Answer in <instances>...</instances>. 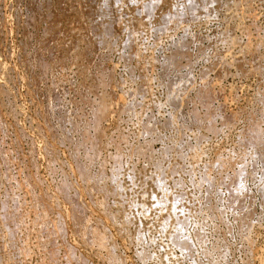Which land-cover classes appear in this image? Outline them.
Listing matches in <instances>:
<instances>
[{
    "label": "rangeland",
    "instance_id": "rangeland-1",
    "mask_svg": "<svg viewBox=\"0 0 264 264\" xmlns=\"http://www.w3.org/2000/svg\"><path fill=\"white\" fill-rule=\"evenodd\" d=\"M145 1L146 0H144V2ZM173 1L174 0H172L173 7L177 6V8H180L181 6H183L182 0L181 1L175 0L176 3H175V1L174 2ZM215 1L212 2V5H210L211 7H208L211 9V11H209L208 8H207V10H208L207 12L205 10H203L206 12V14H204V12H202L204 15L200 11H198L197 12L198 15L196 14L195 17H192V21H191V17L186 15L184 12L183 13L186 16L181 15V18L179 16L180 20L185 17V19H183V21L185 20L184 22L180 21L178 19L179 24L176 25L177 20H175L176 21L175 22L172 18V20L174 22L171 20L168 24L174 25V26H172L173 28L169 27V29H168L169 31H166V32L163 31L162 32L163 34L156 31L155 28H154V30H152L154 27V22H155V25L158 23L157 18L163 14L162 12H165L166 9H168L166 4H162V2L158 3L159 5L156 4V6L154 8V11H156L157 13L152 11V12H154V14L152 13V15H153V17L151 16L152 19L150 17L151 22H152V20H153V22L150 24V22H149L150 20L149 21L146 20L149 22L148 23L149 25L147 23L144 24L145 30L142 31L143 29H141V32H140V30L137 31V33L135 32V34H136L135 39H136V37H138L140 39L137 38L138 40L136 39L137 41H135V39H133L134 36H133V38H129V37H127L126 33H122L123 31L116 32V33H114V35L115 34L117 35L116 37L114 36L115 38H113V39L108 38L104 44L95 46L93 48V54L92 53H89V54L85 53L86 56L84 54V57L80 55V57L78 56V58L76 57L77 56L76 54H72V53L77 52L78 49H81L83 47L81 44H83V43H80V40H79L78 42L80 44L78 42H77L78 44H76V46H78V47L74 46V48H72L73 43L70 44V42H74L73 39L75 37L72 36V34L74 33L72 31H74V30H72V31L70 30V32H72V34L67 32V31H69V29H68V26L66 24H68V22H71V20H72V18H71L72 16H70L68 14L67 17L65 18L68 22L66 20H64L63 24L61 26L59 25L60 28L57 27L58 25L56 26L57 28L60 29V30L58 29L59 31H58L57 35L59 38H61V37L65 38L66 35L69 34L68 36H70V34H71L72 40L70 41V39H69L67 41L66 38H65L66 40L58 39L59 40V41L57 40L58 46L60 45V47H58V46L56 47L58 49V51H55V50H57V49H55L54 50L55 54L54 53H49V54L45 53L44 54L43 60L45 59L44 61H45V63L47 62L46 64L49 63V65L52 68V69L50 68V71L51 70H53V71L47 72V74H46L47 76L45 75L46 79H44V78H43L44 80L41 79L42 81L40 80L39 81L40 83L38 82L39 84L36 87V90H34L35 88L33 89V86H31L32 84H30V82H31L30 79L32 77H34L35 79H39L37 76H35L36 74L37 75L39 74V71L37 68H35V69L30 68V66L26 63V60H27L26 57L29 54L33 55L35 53L34 47H33L34 41H35L34 39L39 38L41 40H45V38H48V37H45V31L49 28V25H51V23H49L45 17H40V18L34 19L35 23H36L35 25H31L27 22L29 19H32L35 17L34 10L31 7L32 0H0V24H1L0 25V124H1L0 125V219L5 221L6 216H7V218H9L13 214L11 219L9 218L10 221L15 220L16 215L18 217L17 220L20 219L19 216L25 220V222L22 223V224H24V226H22V224H21L19 227L20 229L17 228V230H16V233H17L16 237H17V239L20 240V241H17L16 244H17V246L19 245L22 248V252H23V250L25 251V252H23L25 255L23 253H22V255L20 254L22 260L24 259V257L27 260V261L23 260V262H25V264H33V263L34 264H69L67 261L71 258H72L71 259L72 261H74V259H77V258H79L78 260H80V259L82 260L84 258L83 261L85 264H89V263L90 264H109L108 259H107L108 257H106L107 251H105V248L102 249L101 246H97L96 244L91 245V243H88L85 240L83 241L82 239H79L81 237L78 236V234L75 231L71 221L70 220L67 221L68 219L66 218L67 216H66L65 212L67 213V215H69V212L71 211V209H69L71 203L70 204L68 203V202H70V200L68 202L63 201L61 198L60 199H59V197L57 198L56 197L57 195L56 196L54 195V197H52L54 192L55 193L56 192H63V189H61L60 186L62 184H65V183H67V184L72 183L71 192L76 191V190H77V192L80 191L79 192L80 197L77 196L78 197L77 200H78L79 204H80V202L81 203L83 202L84 205H82V206H86L88 209H91L89 211H90V213H91V211H93L92 212L93 216L94 215L99 216V217L97 216L98 218L96 216L94 218H97V219L100 218L101 221H103L105 223L108 221L110 222V223L109 222L106 223L107 224V226L105 228L106 234H107V236H109L110 241L114 243V247L112 248V250L114 252H112V253H115V255L117 254L116 256H118L120 258V260H122L121 262H123V263H121V264H160V262H161V264H166V263L167 264H260V261L257 258H254V260H253L254 262H252L250 254L252 255V253L257 250L256 256H258L259 252L262 250L261 254H262V256H264L263 255L264 254V221H263L264 220V205H263L264 199L261 198L262 195L259 192L260 191L259 186L260 187L263 186L261 183L263 181L262 180V176H263L262 173L264 174V169H263V166H264L263 162L264 161L262 162V159L260 157H259V159L258 158H252V156L250 155L251 152H249V151H251L250 146L249 145H247V146L243 145L242 146L239 137L241 136V133H242V135L247 134V131H246L247 130V124L249 127L253 124V122L255 120H256L255 123L257 122V124L259 126L261 125L259 128H262L264 126V123H262V122L260 123V120L262 121L264 118L263 117V115H264V112H263L264 111V101L262 102V99L264 100V67H263L264 66V38H263L264 37V30H263L264 29V0L263 1H261V0H253V1L250 0L249 3L251 5L247 2H245V0H236V1L234 0L236 2V4H239L241 1L245 2V3L241 2L239 5H237L238 6L237 8L233 7L235 2H232L233 3V5H232V4H230L229 0H220V1L217 0L218 2H216V3H215ZM231 1H233V0H231ZM251 1H252V3H251ZM137 2H136L137 4L142 3L141 0H140V2L139 1H137ZM180 2H182V3H180ZM226 2L227 3L229 2L230 8H229V6H228V8H226V6H225ZM128 3L130 5H133V6L137 5L135 3H131V1H129ZM174 3H175V6H174ZM178 3H180L181 6ZM242 3H243V5H242ZM213 4H214V6H213ZM244 4H245V6H244ZM239 6H240V8H239ZM241 6H244V7H241ZM52 7H54V12L59 14L60 9L58 8V4L54 0L52 1ZM161 8H163V9H161ZM204 9H206V8H204ZM159 10H160V12H159ZM212 10H213V12H212ZM225 10H226V12H225ZM246 10L247 11L249 10L248 11L249 13H247L249 16H247ZM235 11L238 14H236ZM230 13H231V16L234 13V16H232L233 19L230 16ZM156 14H158V15H156ZM239 14L242 16V18L239 17ZM122 15H123L122 13H120V15L117 14V18L119 16V20H120ZM244 15H246V16H244ZM182 16H184V17H182ZM243 16H244V18H243ZM154 17H155V19H154ZM204 17H206V19ZM195 19H197V20H195ZM202 21H203V23H202ZM241 22H242V24H241ZM225 24H226V26H225ZM68 25H70V24H68ZM151 25H153V27ZM157 25H156V28H157ZM175 25H176V28H175ZM180 25H181V27H180ZM184 25H185L186 29L184 27H182ZM177 26H178V28H177ZM227 26H230L231 29H230V27H227ZM74 27H76V26H74ZM146 28H148L149 30ZM150 28H152V29H150ZM184 29L186 30V32ZM222 30L227 33L225 35V37H224V35H222L223 34ZM148 31H149V33H148ZM185 33H186V35H185ZM229 33H230V36H228ZM140 34H142V35H140ZM196 34H197V36H196ZM159 35H161V36H159ZM184 35H185V37H183ZM187 35H189V36L187 37ZM46 36H47V34H46ZM108 36H111V35H108ZM177 36H179V37H177ZM226 36H227V38H226ZM70 37H68V38H70ZM192 37L194 40L192 39ZM198 37H199V40L201 43L199 42ZM221 37H223V38H221ZM237 37L239 38V40ZM248 37H249V39H248ZM181 38H182V40H181ZM216 39H218V40H216ZM233 39H235V40H233ZM246 39H247V41H246ZM250 39H251V41H250ZM130 40H132V41L134 40L133 42L137 43L136 44L137 48H140L139 53L142 52L141 55H138V57L134 56V55L132 56L131 54H129L131 52V50L129 49L130 48V46H129ZM152 40H153V42H152ZM179 40L180 41L185 40L187 42V43L186 42L182 43V47H184L187 50L189 49V53L188 52L187 53L190 55V57L188 58V56H185L187 59L184 56L182 57V55L181 56L180 55L175 56V52H174V54L171 53L172 51H176V48L180 47V45L176 46L180 43ZM188 40L189 41L191 40L192 43H190L191 41L189 42ZM224 40H226V42ZM63 41H65V42H63ZM176 41H177V43H176ZM209 41H210V43H209ZM220 41L221 42L223 41L224 43L223 42L221 43ZM254 41L257 43H255ZM138 42H139V44H138ZM173 42H174V44H173ZM238 42H239V44L241 43V47H239ZM245 42H246V44H245ZM250 42H251L252 46H256L255 55L252 53L253 57L258 56L256 61L254 60V58L251 57V53L247 52L248 50H246V52L244 51L245 47H247L246 45L249 44L248 46L252 47L250 45ZM67 43L70 45L68 46ZM169 43H171V45ZM230 43L233 45H230ZM173 45L176 47H174ZM199 45H202L201 47H203V48H200ZM242 45H244L245 47L242 48ZM187 46L189 48H187ZM61 47H62V49H61ZM249 47H247V48H249ZM71 48H72V50H70ZM75 48H76V50H73ZM65 49H67V53L70 52V53H68V54H70V57L66 53ZM228 49H229V51H228ZM242 49H243V52L241 51ZM63 50H64V52H63ZM72 51H74V52H72ZM86 52H87V50H86ZM53 54L56 55L55 58H57V56H58L57 54H59L58 58L60 57V60H63L62 61L63 63H65L66 62L65 60H67V62L65 63L67 65V67L64 64L65 68H62L63 67V66H61L62 62H61V64L59 62L54 64V61H53L54 57H53V59L51 57V56H54ZM168 54H170V55H168ZM171 54H172V56H171ZM65 55H67L68 58H70V60L67 59L66 58L67 56H65ZM233 55L236 57L239 56L238 58H240V60L242 61V63H240L242 67L240 66L239 63L237 64V62H236V67H235V63H233V59L236 57H234ZM63 56H65L64 57V58H66L65 60H64ZM223 56H224V58H223ZM82 58L83 59L85 58V59L83 60ZM222 59H224V60H222ZM221 60L224 61V64ZM225 60H226V62H225ZM220 61L222 62L223 65H226L228 63V66L226 65L227 67L226 66L223 67V65H221V63H219ZM213 64H214V66H213ZM217 64L219 66V71L216 70L218 68ZM220 65L223 67V70H222V68H220ZM237 65L243 69V70L240 69L243 71V72L240 71L241 74L239 73V70H238L239 67ZM214 67L216 69H213ZM252 67H253V69H252ZM54 68H55V70H54ZM209 68H212V69H209ZM224 68H226V70ZM214 72H216V74ZM217 74H220L221 77L217 76ZM145 76H146V78H145ZM142 78L144 79V81ZM169 78H170L171 83H173V84H171L169 82ZM176 78H177V81H173ZM209 79H211V80H209ZM56 80H58V81H56ZM123 82H124V84H123ZM181 82H183V83L181 84ZM206 82H208L209 84ZM166 84H168V85L170 84L169 85L170 88H169V86H166ZM207 84H208V86H206ZM171 85H172V87H171ZM183 85H184V87H182ZM202 85L203 86L205 85V88L208 87L207 90L212 95V96H210L212 98H209L210 101H207V103H206L207 105L203 102L204 100L201 99L203 97H200L202 94L204 95V93H202L203 91L201 92L202 94L200 93V96H199V91H200L199 89L201 87V90H202V88H203ZM209 86L211 88H209ZM136 88L138 90H140L139 88H142V89L139 91V93H137ZM177 88H179V92L182 95H180V93L177 91ZM222 88H223V90H222ZM132 89H133V92L135 90L134 93L131 91ZM173 90H175V92ZM203 90H204V92H208V91H205L206 89H203ZM212 90H213V92H212ZM111 91L115 94V97H113L114 94H112ZM176 91H177V94H176ZM50 92H52V93H50ZM218 92H220L221 95ZM46 93L49 96H53V95L55 96V93H56V96H55L56 99L53 97L54 99L51 100L52 97H49L48 95H46V96H48L50 98V100H49V98L45 99ZM103 93H106V94L108 93L107 97L111 98V100L114 99L113 102L111 101L112 104H114V105L116 104L115 98L122 96L123 100H124V98H125V101L127 100V104H129V103L131 104L130 105L131 107L129 109H127L126 111L121 112L122 110L119 109V107L117 105H115L116 107H114V105L111 104V107H113L116 111L112 108L111 112L109 113V115L111 114V117L108 115L105 118V120L102 119V121H101L98 118L99 111H98L97 105L102 103L100 101V96ZM136 93H137V95H136ZM261 93H263V94L261 95ZM166 94L168 97L166 96ZM173 94H176L177 99L179 98V100H180L179 101L177 99H174L175 103L177 100L178 104H176V105L179 108H176V106L174 107V105L169 103V101H170L169 98H173V96H174V98L176 97ZM217 94H219V95H217ZM170 95H173V96L170 97ZM213 96L214 97L216 96V99L213 98ZM183 97H184V99H183ZM180 98H182L183 101ZM211 99H213V100L211 101ZM167 100H168V102H167ZM259 100H260V102H259ZM134 102H136V103H134ZM211 102H212V104H211ZM261 102H262V104H261ZM204 106H206V108L207 107L208 108L206 109V108H204ZM211 106L213 109L211 108ZM215 106H217V107L215 108ZM227 106H229V107L227 108ZM46 107H47V110H49V112H46V109H45ZM218 107H219V109H218ZM192 109H193V111H192ZM190 111L191 112L195 111V113H196L195 114L196 121L194 120V122H193V119L191 118ZM214 111H215V115L219 113L220 116H218V115L215 116ZM249 112H251L252 115H250ZM262 112H263V114H262ZM177 113H178V115H176ZM212 113L214 116L212 115ZM224 113H226V115ZM209 114L212 115L211 117L213 119L209 118V116H210ZM222 114H223V117L221 116ZM228 114L230 115V118L233 120L230 124L231 126L229 124H226V123L224 126H223V124L220 125V123H222V121L224 119V116L226 118V116ZM261 114H262V117H261ZM207 115H208V118H206ZM236 115H238L239 118ZM251 116L253 117V119ZM257 116L260 118V120H257L258 119ZM109 117H110V119H109ZM219 117L223 118L222 121H220L221 119ZM256 117H257V119H256ZM203 118L204 119L206 118V119L204 120ZM227 118L230 119L229 116H227ZM243 118H245V120ZM254 118H255V120H254ZM211 119H212V123H211ZM233 122H235V123H233ZM202 123H204V124H202ZM208 123L212 124V126H213V124H214V126H216V128L214 126L212 127V129L214 128L213 129L214 131H212L211 129L210 130L207 129V127L209 126ZM145 124H146V126H145ZM207 124H208V126H206ZM232 124H234V125H232ZM204 125L208 131L205 129ZM41 126H42V129H40ZM150 126H151V128H150ZM222 126L225 128H223ZM242 127H243V130H245L246 132L242 130ZM145 128H146V130H145ZM149 128H150V130H149ZM98 129L104 130V132L102 130V136L104 133H106V134H104V136L102 137V140L100 141L99 149L96 150L97 152H94L92 150L91 141L95 135V132ZM211 131H212V133H211ZM216 131L217 132L219 131V132L216 133ZM196 133L198 135L200 134L201 138H202V136H204L203 139H201V141H199L200 143L195 140V136H196L195 134ZM193 134H194V136H193ZM109 135H110V137H109ZM119 135H121L122 139L124 138L126 140H124V139L122 140L121 138H119L120 137ZM123 135L125 137H123ZM205 135L207 137H205ZM173 136H174V139H173ZM104 137H105V139H104ZM107 137H108V140H107ZM193 137H194V139H193ZM112 140L114 142H116L115 145L113 144ZM122 141L125 143H122ZM117 142H118V144H117ZM188 143L191 145L188 146L187 145ZM45 145L47 146V148L51 152H54V154L51 156L52 158L48 155ZM169 145H171L172 147L171 148L167 147ZM197 145L199 146L200 149L197 147ZM115 146L117 147V149H116L117 152H118L119 148L121 147L120 148L121 151L119 150L120 152H118L119 156H117L118 153L114 149ZM174 146H177L179 148L176 149V147L174 148ZM172 148H174V149H172ZM245 148L247 151L245 150ZM122 149H124V150H122ZM126 149L127 150L129 149L128 150L129 152H127ZM163 149L167 150V151L169 149L168 153L165 152ZM192 149H193V152H192ZM196 149H199V150H196ZM179 151L181 152V154ZM184 151H185V153H184ZM198 151L199 152L202 151V153L204 152L203 156L200 154L199 161H198L197 157H194L196 155V153H198ZM245 151H246V154H245ZM170 152H171V154L173 153L172 154L173 156L170 154ZM182 153H184L183 156L186 159V160L184 159V161H183V164H185V165H183L182 170L183 171L186 170L188 173L187 172L183 173V172H181L182 171L181 170L180 172H177L178 174L172 172L173 174L170 176L171 171L169 170L170 171L169 172L167 169L171 165L174 166L173 163H171V161L175 158L177 159V157L182 155ZM230 153H231V155H230ZM242 153H244V154H242ZM114 154H115V159H114ZM149 154H152V155L149 156ZM164 154L166 155V158L164 157L165 156ZM168 154H170V155H168ZM157 155H158V157H157ZM29 156L31 158L32 157L33 158L31 159ZM169 156H170V158H169ZM217 156H219V159L216 160ZM116 157L117 158L120 157V159L119 158L118 159L121 162L119 161V163H118V160ZM149 157H151L152 159ZM156 158H157V160H156ZM167 158L169 159V161ZM189 158H190V160H189ZM239 158H242L243 166H244V163L246 165L245 166L246 169L244 168L246 170V171H244V173H246V174H243L244 176L246 175L244 177L246 179L244 180V178L242 177V180H244L246 186L244 185V182H241V183H243L242 186H244L243 187L244 194L247 191V193H246L247 196L244 197V199H243L244 201L242 200V202H243L242 207L244 205V207H243V210H244L245 204L249 203L248 205H246V207L247 208L251 207V209H252L251 210L252 212L250 211V215L251 214L252 215L250 216V220H249V224H250L249 228L245 227L244 223H242V221L240 222V220H241L240 214L242 212L240 213L239 211H241L242 208L241 207L236 208L235 206H233L234 207L233 208L232 206H230V204L228 202H226L227 201L226 200V195H227L226 192L227 191L222 186V183L220 184V182L223 179L224 180L226 179L225 177H227L230 173L232 174L233 172H236L240 168L239 166H237L238 164L240 166L242 165V163L238 162V160H237ZM192 159H194V160H192ZM221 159H222V161H221ZM21 160H22V162H21ZM30 161H31V163H30ZM157 161L160 162L159 165H156L157 163H159ZM220 161H221V163H220ZM78 162H80L82 164V166L84 167L82 170L85 171V174H84L85 176H88L90 179H94V180L100 179V177L102 178V180H103L102 184H103L104 189L109 190V192L111 189H114L116 192H120L121 190H123L120 192V194L123 193V195H124L123 198H125L124 202L126 205L128 203H130L132 200L134 201V199L140 200L143 197L140 195H144V194L148 193L147 192L148 191L147 185L149 183L147 184V181L150 182L149 185L151 187H153L154 186V180L156 183H158V182H159V184L161 183L160 186H162V188L165 187L164 188L165 190L163 189L165 192L162 191L163 193H161L162 195H160V197L161 196L162 197L161 198L159 196H156V197L157 198L159 197L158 199L163 200L164 198H166L167 195H169L171 197V199H170V197H168L169 203H167V201L163 200V202L165 204L167 203L166 205L162 203L164 206L162 204L160 206L155 205L156 207L153 206L154 208L151 206H148V207H150V208H148L149 212L147 210L148 216L150 214H152V215L149 217L148 216L145 217L144 219L145 220L147 219L146 221H144L145 223L143 222L142 224L139 225V223H136V221L131 220V219L136 220V218L131 217V215L132 216L135 215V214L131 213V211H132V209H130V208H132L131 204H128V206L130 205V207H127L123 203V200H122V203H123L122 206L124 205V207L121 206V208H119V211H118V208L116 209V205H115L114 200H113V194L109 193V192H105L107 194H105V195L103 194L104 199L102 200V202L105 200V204L103 203L104 204L103 206L111 209L112 211L110 210V213L112 215H114V217L116 214V216H117L116 222L119 223V224L118 223L116 224L113 220H111V219L109 220L110 216H108L107 211L105 212L104 210H102V209H104L103 206H100V203H98L99 198H100V200L103 198L102 194H101V196L98 194L96 197L95 194H91L88 192H86L87 194L85 193L86 190H85V188H83V186L85 184H84V182H82L84 180H82L80 178V177H82V174L80 173V170L78 167L79 165L77 164ZM214 162H216L215 166H213ZM230 162H231L232 166H231V164H229ZM117 163L121 166L119 167V165ZM211 163H212V165H211ZM217 163L220 165L218 166ZM189 165L191 166V168ZM205 165L208 167H206V169L204 170ZM26 166H27V168H26ZM132 166H134L133 168L135 170L132 168ZM251 166L253 168H251ZM118 167L121 169H119ZM184 167H185V169H184ZM186 168L187 169L189 168V170H187ZM236 168H238V169H236ZM130 169H131V171H129ZM142 169H144V171ZM190 169H192V170L190 171ZM202 169H203V171H202ZM132 170H133V173H132ZM145 170H147V171L145 172ZM112 171L114 172L113 174H112ZM116 171L117 172L122 171L121 173L118 172V174H121V175H117ZM201 171H202V173H201ZM127 172H129V173H127ZM162 172H164V173L162 174ZM167 172H168V174H167ZM158 173H161V175L159 174L160 175L159 176ZM189 173H190V175H189ZM124 174H125V176H123ZM204 174H205V177L206 176L207 177L212 176V178H214L213 179V186L214 187L210 186L209 190L207 192H206V190H207L206 188H208V186L206 185V182L204 181L205 177H204V179H201V177ZM24 175H25V177H24ZM113 175H114V177H113ZM128 175H130L131 177L133 176L131 178V180H130V176H129V178L127 177ZM198 175H199V178H197ZM111 176H112V178H114L113 180L115 181L114 182L115 184L113 183ZM147 176H148V179H147ZM149 176L152 179H150ZM176 176H177V178H176ZM179 176H181V178ZM26 177L29 181H26L27 180ZM29 177H30V179H29ZM134 178H136L137 180H134ZM179 178H180V180H179ZM263 178H264V176H263ZM118 179H120V180H118ZM161 179H163V180H161ZM196 179L199 182L201 180H203L204 182L201 181L202 183L200 182L198 185V182L196 181ZM141 180L143 182H141ZM188 180H193V183L191 184L192 181L189 183ZM135 181H137V182H135ZM179 181H180V184L178 183ZM186 181H188V183ZM194 181H195V184H194ZM28 182L29 183L32 182L33 185L35 184L34 191H31L32 194L30 193L29 185L27 186ZM133 182L135 183V185ZM145 182H146V184H145ZM36 183H37V185H36ZM128 183L130 184L131 187L129 186ZM162 183L165 186L162 185ZM121 184H122V186H121ZM123 184H124V186H123ZM168 184L173 185V188H174V186H177L178 184L181 185L182 194H183V192H185L187 197L185 195L184 196L185 199L182 200V202H179L180 204L175 203L172 200L171 195H173V193L175 194L176 191H175V188L171 189L172 186H170V185L168 186ZM142 185H143V188H142ZM193 185H195V186L193 187ZM215 185L217 187H219V185H220V187H221L220 190H219V188L215 187ZM117 186H118V188L120 186V189L116 188ZM137 186H139V187H137ZM140 186H141V188H140ZM150 186H148V187L151 188ZM73 187L75 190L73 189ZM78 187H79V189H78ZM25 188H26V190H24ZM247 188L249 190H247ZM37 189H38V191H37ZM80 189H82L83 192ZM125 189H128V190L125 191ZM27 190H29V191L27 192ZM170 190L171 191L173 190L172 191L173 193H171ZM25 191H26V193H25ZM139 191H141V192H139ZM143 191L146 193H144ZM158 191H157V193L159 195L160 193ZM33 193L34 194L36 193V194L34 195ZM42 193L44 195V198L46 200H48V204L52 203V201H53V203H55V204H52L53 206H51V207H54V206L56 207V208L54 207L53 209H57V211L59 209L60 211H62L63 215L65 214L64 218H65V221L68 222L67 223L68 225L65 224L64 230L61 233L59 232L60 234L57 232V234H59L60 237L56 233H54V235L49 234V235H51L50 236L51 238H50L45 227H42L38 231L37 235H35V233H34L36 231L35 230V226H36L35 222L37 223L36 219H38L35 212H38L40 209V208L36 207L35 203L37 200L35 201L34 199L39 197L40 195L43 196ZM45 193H46L47 197H45ZM164 193H165V195H163ZM168 193H170V194H168ZM29 194L31 197L29 196ZM132 194H133V196H132ZM206 194H207V196H206ZM127 195H128V197H127ZM94 196H95V199H94ZM131 196H132V198H131ZM190 196L193 198L191 199ZM49 197L50 198L52 197L51 198L52 201L50 200ZM55 197L57 198L58 202H56ZM106 197H107V199H106ZM53 198H55V199H53ZM247 198H249V200H251V201L249 202V200ZM17 199H18V201H17ZM29 199L33 202V204ZM194 199H195V202L193 201ZM218 199L220 200V202L218 201ZM126 200H127V202H126ZM166 200H167V198H166ZM170 200L174 202V204H175V205L173 204L174 206L171 205ZM186 200H189L190 203H191V201L193 202L192 204L194 205L193 206L194 209H191L192 204L190 205ZM197 200H198V203L200 204L199 209H198L199 204L196 203ZM184 201H186V202H184ZM260 202L261 203L263 202V204H261ZM65 203H66V205H65ZM93 203H95L96 207ZM97 203H98V205H97ZM214 204H216V205L214 206ZM113 205L115 207L114 208L115 210L112 209ZM179 205H180V207H181V205H183V206L186 205L187 208L186 207L185 208L187 210H188V208H190V207L191 208H190V212L188 211L189 212L188 216L190 215V217H188L187 220L184 218V221H183V222L187 221L188 225L187 224H186L187 226L185 225L186 222L183 224H180V225H182L181 227H184L186 232L184 230H182L183 228L178 229V228H180L178 225V227L176 229L178 232V235H177L176 230H175L176 233H174V231H173V228H176V226L172 227V225H175V221L172 218H174V217L180 218L183 215H184L183 217H187L186 213H185L187 211L185 210V208H184L185 211H183V209H182L183 207L180 208ZM195 205H197V207ZM2 206H3V208H2ZM89 206H90V208H89ZM162 206L164 207L163 209L166 210L165 213H163L164 210L162 211V209H161ZM170 206L171 207L178 206L179 208L176 207V210H174L172 208L173 209V211H172ZM221 206H223V208H221ZM159 207H161V208L159 209ZM218 207H219V209H218ZM122 208H123V210H122ZM4 209L6 211H4ZM125 209L127 211L131 210L130 211V217L131 218L129 217V214H128L129 212L127 213V211H125ZM177 209L182 210V212H179V210H177ZM206 209H208V210H206ZM238 209H241V210H238ZM40 210H42V209H40ZM154 210H156V212ZM170 210H171V212H167ZM100 211H101V213H100ZM121 211H122V213H121ZM161 211H162V213H161ZM22 212H23V214H22ZM104 212L106 213V215ZM8 213H10V215H8ZM14 213H16V215H14ZM125 213L128 216H126ZM179 213H182V215L180 214L181 215L180 216ZM124 214H125V216H123ZM162 214H163V216L164 215L168 216L169 220L172 219L171 221L168 222L169 225L171 222V225L170 226L168 225L166 228H164L166 230H163V232H161V230H159V226H158V222H159L158 220L162 217ZM170 214H172V216ZM169 215L171 217H169ZM173 215H174V217H173ZM157 216H158V218H157ZM255 216H257V217H255ZM49 217L53 218L54 213H53V215H50ZM122 217H124V219L127 218V220H129V221L126 220V224H125V222H123L124 219ZM191 217H193V218H191ZM34 219H35V221H34ZM115 219L116 218H114V220ZM204 219H205V223H203ZM1 220H0V226H1L0 231H2V232H0V234H1V237H3L2 239H4V240L6 239L4 241L6 246L2 245L4 243L2 242L3 240L0 239V241L2 242V244H0V248H1V250H0V262L3 263V260H5L6 262H8L10 260L11 262L10 261H9V263L4 262L3 264H10V263L13 264V262H12L13 259H14V261H16V259H17V262L15 264H24L23 262H21L22 260L20 261V259L17 258V256H15L13 254L10 255V252L12 250L11 245H10L11 241H10V239L7 238L8 237L6 234L7 228H4V227H6V225L4 226L3 221H1ZM255 220H256V222H255ZM133 221L135 222V224L133 223ZM127 223H129V225H127ZM197 223H201V224H197ZM240 223H242L243 225L242 224L240 225ZM151 224H152V226H151ZM118 225H119V227H118ZM120 225H122L123 227L121 226V228H124V229H121ZM198 225H200L199 226L200 229L202 227L203 231H201V230L198 231V229H197ZM125 227H128V228H125ZM136 227H137V229H136ZM211 228H214V229H211ZM31 229L34 231H31ZM192 229H195L194 231L198 232V234L200 232V234L202 233V235H204V236L201 235L202 238L200 237V240L204 242L203 243L204 245L202 244V242L200 240L199 241L201 242V244H196L198 242L196 240L192 239L191 244H193L194 247H196V248L195 249L191 248L192 249L191 250L189 247V249L185 250L186 255L187 254L189 255V256L188 255L186 256L185 253L183 254L184 250L182 252L181 251L182 249L177 248L178 246L176 247V245L174 243H171V241L172 240L174 241V239H175L174 237H176V235H177V238H179V237L181 238V234L179 235V231H180V233H182L183 236L186 237V235H187V236L191 237L193 235L192 233L194 232V231L192 232ZM3 230H4V232H3ZM5 230H6V232H5ZM136 232H138L137 234H139L141 232L140 235H142V236H138L139 237L138 238L137 235L135 234ZM2 233H3V235H5V237L2 235ZM29 233H30V235H29ZM168 233H169V236L176 234L175 236H172L173 239L172 238L169 239V240L172 239L170 241V246L168 245L169 244ZM31 234H34L35 237H33L34 235H31ZM62 234L64 236H62ZM121 234H122V236H121ZM151 235H152V237H151ZM38 236H41V237H38ZM44 236H46V237H44ZM61 236L64 237V239ZM183 236H182V238H183ZM140 237H141V239H140ZM203 237H204V239H203ZM27 238H29V239H27ZM7 239L9 241L6 244ZM53 240L56 242H54ZM135 241H136V243H135ZM195 241H196V243H195ZM67 243L68 244L70 243L73 246V248H75V249L72 251H69L67 249V246H66V245H68ZM8 244L10 245L9 248H8V246H9ZM122 244H124V245H122ZM75 245H76V247H74ZM95 245L97 248L95 247ZM193 245H191V247H193ZM49 246H52V247H49ZM64 246L66 247V250H64L65 249ZM247 247H248V250H247ZM57 248H59L58 251H57ZM62 248H64V249H62ZM169 248H170V250H169ZM204 248L207 250V256H206V252H205L206 250ZM48 249H50V250H48ZM200 249H201V251H200ZM53 250H54V252H53ZM190 250L192 253L190 252ZM64 251L65 252L67 251L66 252L67 255H65L66 253ZM142 251L144 252V254L146 253L145 255L144 254L141 255L143 257L140 256ZM202 251H203V253H202ZM52 252H53V254L55 253L56 257L52 254ZM72 252H73V254H72ZM98 252H100V254ZM204 252H205V254H204ZM68 253H70V255L72 254V256H70ZM87 253H88V255H87ZM9 255L11 256V258ZM46 255H48V257H45ZM162 255H164V256L162 257ZM12 256H15V257H13V259H12ZM28 256H29V258H28ZM2 257H4V258H2ZM144 257H145V259H144ZM183 257H184V259H183ZM8 258H9V260H8ZM47 258H48V261H47ZM18 259H19V261H18ZM52 259L53 260L56 259L57 262L53 263ZM192 260L194 261V263L192 262ZM256 260H258V262ZM77 263H78V261H77ZM72 264H74V263H72Z\"/></svg>",
    "mask_w": 264,
    "mask_h": 264
},
{
    "label": "bare ground",
    "instance_id": "bare-ground-1",
    "mask_svg": "<svg viewBox=\"0 0 264 264\" xmlns=\"http://www.w3.org/2000/svg\"><path fill=\"white\" fill-rule=\"evenodd\" d=\"M52 1L53 0H32V3H31V7H32V9L34 10V15H35V17L34 18H32V19H29L27 22L29 23V24H31V25H35L36 23H35V20L34 19H36V18H40V17H45L47 20H48V22L49 23H51V25H49V28L45 31V37H48V38H45V40H41V39H39V38H36V39H34L35 41H34V51H35V53L32 55H27V57H26V63L30 66V68H37L38 69V71H39V74L37 75H35V76H37L39 79H35L34 77H32L31 79H30V84H32L31 86H33V89L34 90H36V87L38 86V84L40 83L39 81L41 80V79H46V77H45V75L47 74V72H49L50 71V68H51V66L49 65V63L48 64H46L45 63V59L43 60V56H44V54L46 53H54L55 54V51H58V49L56 48L57 46H58V39H64V40H66L67 39V41L70 39V41L72 40V36H74L75 38L73 39L74 40V42H70V44L71 43H73V47L72 48H74V46L75 47H78V46H76V44H78L79 42V40H80V43H83V44H81L83 47L81 48V49H78L77 50V52H74V51H72V52H74V53H72V54H76L75 56L78 58V56L80 57V55L81 56H83L84 57V54L86 53V54H89V53H92L93 54V48L95 47V46H98V45H102V44H104L105 42H106V40L109 38V39H113V38H115L117 35L115 34L114 35V33H116V32H120V31H123L122 33H126V35H127V37H129V38H133V36H134V38L133 39H135V32L137 33V31H139L140 30V32H141V29H143L142 31H144L145 29V27H144V24H148L149 22H150V24L153 22V20H152V22H151V19H152V17H153V15H152V13L154 14V12H156V11H154V8H155V6H156V4H158V3H161L162 2V4H166L167 5V7H168V9H166V11L165 12H162L161 14L162 15H160L156 20L158 21V25H157V28H156V25H155V22H154V27H153V25H151L152 27H153V29L152 28H150V29H152V30H154V28L156 29V31H158V32H160V33H162L163 31H169L168 29H169V27H172V26H174V25H170V24H168L171 20H172V18H173V20L175 21V20H177V24L176 25H178L179 23H178V19H179V16H180V18H181V15H188L189 17H191V21H192V17H195L196 16V14H197V12L198 11H200L201 13L202 12H204V14H206V12L209 10V11H211V9L210 8H208V7H211L210 5H212V2L213 1H215V0H182L183 1V6H181L180 5V3H182V2H180V3H178L180 6V8H177V6H175V3H176V1H175V3H174V6L175 7H173V3H172V0H146L145 2H144V0H141V2L142 3H140V4H137L138 2L137 1H139L140 2V0H54L57 4H58V8L60 9V12H59V14H57V13H55L54 12V7H52ZM129 1H131V3H135V4H137V5H130L128 2ZM173 1V2H174ZM181 1V0H180ZM220 1V0H219ZM236 1V0H235ZM234 0L233 1H231V0H229V2H230V4H232L233 5V3L232 2H235ZM253 1V0H252ZM252 1H251V3H252ZM261 1H263V0H261ZM137 2V3H136ZM216 2H218L217 0L215 1V3ZM229 2L227 3H225L224 5L226 6V8H228V6H229V8H230V5H229ZM238 2V1H237ZM241 2H244V1H241ZM240 2V3H241ZM245 2H247V3H249L250 2V0H245ZM244 2V3H245ZM259 2V1H258ZM214 3V4H215ZM239 3V2H238ZM239 3V4H240ZM261 3V2H260ZM177 4V5H178ZM214 4H213V6H214ZM239 4H236V2L234 3V6L233 7H238L237 5H239ZM250 4V3H249ZM263 4V3H262ZM56 5V4H55ZM159 5V4H158ZM161 5V4H160ZM217 5V4H216ZM222 5V4H221ZM242 5H243V3H242ZM251 5V4H250ZM249 5V6H250ZM244 6H245V4H244ZM244 6H241V7H244ZM248 6V7H249ZM163 7V6H162ZM104 8V9H103ZM158 8V7H157ZM204 8H206V9H204ZM207 8H208V10H207ZM239 8H240V6H239ZM153 9V10H152ZM161 9H163V8H161ZM233 9V8H232ZM244 9V8H243ZM251 9V8H250ZM249 9V10H250ZM58 10V9H57ZM157 10V9H156ZM203 10H205V11H203ZM229 10V9H228ZM227 10V11H228ZM237 10V9H236ZM248 10V11H249ZM152 11H154V12H152ZM224 11V10H223ZM243 11V10H242ZM247 11V10H246ZM246 12V14L247 13H249V12ZM159 12H160V10H159ZM185 14H184V13ZM212 12H213V10H212ZM225 12H226V10H225ZM224 12V13H225ZM234 12V11H233ZM238 12V11H237ZM241 12V11H240ZM120 13H122L123 15H122V17L120 18V20H119V16H118V18H117V14H119L120 15ZM157 13V12H156ZM200 13V14H201ZM235 13H236V11H235ZM245 13V12H244ZM70 15V16H72L71 18H72V20H71V22H68L65 18L67 17V15ZM100 14V15H99ZM159 14V13H158ZM158 14H156V15H158ZM203 14V13H202ZM203 14V15H204ZM212 14V13H211ZM228 14V13H227ZM236 14H238V13H236ZM42 15V16H41ZM185 15V16H186ZM198 15V14H197ZM152 16V17H151ZM155 16V15H154ZM200 16V15H199ZM207 16V15H206ZM230 16H231V13H230ZM232 16H234V13H233V15ZM231 16V17H232ZM244 16H246V15H244ZM244 16H243V18H244ZM247 16H249L248 14H247ZM254 16V15H253ZM150 17H151V19H150ZM157 17V16H156ZM182 17H184V16H182ZM198 17V16H197ZM226 17V16H225ZM230 17V18H231ZM236 17V16H235ZM239 17H241L242 18V16L239 14ZM252 17V16H251ZM200 18V17H199ZM205 19H206V17H204ZM211 18V17H210ZM228 18V17H227ZM226 18V19H227ZM247 18V17H246ZM154 19H155V17H154ZM183 19H185V17L183 18ZM183 19H179L180 21H183ZM232 19H233V17H232ZM254 19V18H253ZM64 20H66L67 22H68V24H70V25H68V24H66L67 26H68V29H69V31H67V32H69V33H71L72 34V32H74L73 34H72V36H71V34H70V36H68V35H66L65 36V38H59L58 37V31L60 30L59 28H60V26L63 24V22H64ZM146 20H150L149 22L148 21H146ZM172 20V21H173ZM194 20V19H193ZM195 20H197V19H195ZM230 20V19H229ZM251 20V19H250ZM173 21V22H174ZM185 21V20H184ZM183 21V22H184ZM190 21V20H189ZM242 21V20H241ZM66 22V23H67ZM172 22V23H173ZM176 22V21H175ZM201 22V21H200ZM202 23H203V21H202ZM227 23V22H226ZM239 23V22H238ZM65 24V23H64ZM75 24V25H74ZM241 24H242V22H241ZM1 25V24H0ZM58 25V26H57ZM60 25V26H59ZM149 25V24H148ZM147 25V26H148ZM176 25H175V28H176ZM59 27V28H57V27ZM72 26V27H71ZM74 26H76V27H74ZM225 26H226V24H225ZM246 26V25H245ZM244 26V27H245ZM252 26V25H251ZM56 27V28H55ZM63 27V26H62ZM61 27V28H62ZM150 27V26H149ZM148 27V28H149ZM159 27V28H158ZM180 27H181V25H180ZM182 27H184L185 29H186V27H185V25L184 26H182ZM224 27V26H223ZM227 27H230V26H227ZM240 27V26H239ZM253 27V26H252ZM148 28H146V29H148ZM173 28V27H172ZM177 28H178V26H177ZM249 28V27H248ZM59 29V30H58ZM158 29V30H157ZM184 29V30H185ZM225 29V28H224ZM223 29V30H224ZM230 29H231V27H230ZM245 29V28H244ZM66 30V29H65ZM70 30L72 31V30H74V31H72V32H70ZM149 30V29H148ZM183 30V29H182ZM222 30V31H223ZM249 30V29H248ZM264 30V29H263ZM125 31V32H124ZM155 31V32H156ZM62 32V31H61ZM65 32V31H64ZM63 32V33H64ZM154 32V33H155ZM185 32H186V30H185ZM220 32V31H219ZM243 32V31H242ZM250 32V31H249ZM257 32V31H256ZM144 33V32H143ZM148 33H149V31H148ZM159 33V34H160ZM190 33V32H189ZM46 34H47V36H46ZM153 34V33H152ZM163 34V33H162ZM227 33L225 32V31H223V34L222 35H224V37H225V35H226ZM256 34V33H255ZM60 35V34H59ZM62 35V34H61ZM65 35V34H64ZM108 35H111V36H108ZM140 35H142V34H140ZM175 35V34H174ZM185 35H186V33H185ZM185 35L183 36V37H185ZM191 35V34H190ZM221 35V34H220ZM70 37V38H68V37ZM115 36V37H114ZM149 36V35H148ZM147 36V37H148ZM159 36H161V35H159ZM189 35H187V37H188ZM194 36V35H193ZM196 36H197V34H196ZM228 36H230V33H229V35ZM246 36V35H245ZM177 37H179V36H177ZM239 37V36H238ZM237 37V38H238ZM250 37V36H249ZM249 37H248V39H249ZM262 37V36H261ZM28 38V37H27ZM138 37H136V39H137ZM159 38V37H158ZM221 38H223V37H221ZM226 38H227V36H226ZM232 38V37H231ZM260 38V37H259ZM264 38V37H263ZM135 39V41H137L138 39H140V38H138L137 40ZM189 39V38H188ZM192 39H193V37H192ZM203 39V38H202ZM219 39V38H218ZM218 39H216V40H218ZM28 40V39H27ZM30 40V39H29ZM58 40V41H57ZM61 40V41H62ZM155 40V39H154ZM181 40H182V38H181ZM194 40V39H193ZM198 40H199V37H198ZM210 40V39H209ZM212 40V39H211ZM229 40V39H228ZM233 40H235V39H233ZM238 40H239V38H238ZM82 41V42H81ZM134 41V40H133ZM132 40H130V43H129V46H130V50H131V52L129 53V54H131L132 56L134 55V56H137L138 57V55H141V53H139V50H140V48H137V46H136V42L134 43ZM158 41V40H157ZM174 41V40H173ZM180 41V40H179ZM178 41V42H179ZM189 41V40H188ZM191 41V40H190ZM189 41V42H190ZM225 42H226V40H224ZM241 41V40H240ZM246 41H247V39H246ZM250 41H251V39H250ZM257 41V40H256ZM63 42H65V41H63ZM78 42V43H77ZM152 42H153V40H152ZM183 42H186L185 40L184 41H180V43L178 44V45H176V46H179L180 45V47L179 48H176V51H172L171 53L172 54H174V52H175V56H181L182 55V57L184 56H188V58L190 57V55L188 54L189 53V49L187 50V49H185L184 47H182V43ZM199 42H200V40H199ZM221 42V41H220ZM223 42V41H222ZM221 42V43H222ZM234 42V41H233ZM255 42V41H254ZM61 43V42H60ZM79 43V44H80ZM176 43H177V41H176ZM187 43V42H186ZM190 43H192V41L190 42ZM201 43V42H200ZM209 43H210V41H209ZM224 43V42H223ZM255 43H257V42H255ZM64 44V43H63ZM68 44V43H67ZM66 44V45H67ZM70 44H68V46L70 45ZM138 44H139V42H138ZM170 45H171V43H169ZM173 44H174V42H173ZM185 44V43H184ZM217 44V43H216ZM238 44H239V42H238ZM245 44H246V42H245ZM244 44V45H245ZM62 45V44H61ZM156 45V44H155ZM230 45H233V44H231L230 43ZM244 45H242V48H244L245 46ZM249 45V44H248ZM248 45H246L247 47H249ZM250 45H251V42H250ZM254 45V44H253ZM29 46V45H28ZM63 46V45H62ZM67 46V47H68ZM157 46V45H156ZM174 46V45H173ZM176 46H174V47H176ZM185 46V45H184ZM200 46V48H203V47H201L202 45H199ZM252 46V45H251ZM258 46V45H257ZM58 47H60V45L58 46ZM66 47V48H67ZM169 47V46H168ZM171 47V46H170ZM221 47V46H220ZM236 47V46H235ZM239 47H241V43L239 44ZM247 47H245V49H244V51L246 52V50H248L247 52H249V53H251V57L252 58H254V60L256 61V59H257V57L256 56H254L253 57V54L255 55V53H256V46H252V47H249V48H247ZM255 47V48H254ZM72 48L70 49V50H72ZM84 48V49H83ZM187 48H189L188 46H187ZM247 48V49H246ZM262 48V47H261ZM32 49V48H31ZM55 49H57V50H55ZM60 49V48H59ZM61 49H62V47H61ZM60 49V50H61ZM69 49V48H68ZM226 49V48H225ZM232 49V48H231ZM241 49V48H240ZM22 50V49H21ZM55 50V51H54ZM73 50H76V48L75 49H73ZM86 50H87V52H86ZM143 50V49H142ZM160 50V49H159ZM187 50V51H186ZM221 50V49H220ZM65 51H66V53H67V49H65ZM228 51H229V49H228ZM231 51V50H230ZM242 52H243V49L241 50ZM62 52V51H61ZM63 52H64V50H63ZM188 52V53H187ZM203 52V51H202ZM220 52V51H219ZM57 53V52H56ZM68 53H70V52H68ZM67 53V54H68ZM217 53V52H216ZM239 53V52H238ZM253 53V54H252ZM259 53V52H258ZM53 54V55H54ZM86 54H85V56H86ZM172 54H171V56H172ZM188 54V55H187ZM242 54V53H241ZM58 56H59V54H57ZM62 55V54H61ZM60 55V56H61ZM69 55V57H70V54H68ZM130 55V56H131ZM168 55H170V54H168ZM224 55V54H223ZM240 55V54H239ZM244 55V54H243ZM250 55V54H249ZM51 56V55H50ZM55 56L56 55H54V56H51L52 57V59H53V57H54V64H56L57 62H59L60 64H61V62L63 61V60H60V57L58 58V56H57V58H55ZM65 56H67V55H65ZM65 56H63V58L65 57ZM74 56V55H73ZM89 56V55H88ZM217 56V55H216ZM230 56V55H229ZM234 56V55H233ZM242 56V55H241ZM49 57V56H48ZM50 57V58H51ZM141 57V56H140ZM218 57V56H217ZM234 57H236V56H234ZM239 57V56H238ZM238 57H236V58H234L233 59V63H235V67H236V62H237V64L239 63H242V61L240 60V58H238ZM243 57V56H242ZM62 58V57H61ZM62 58V59H63ZM67 59H69L70 60V58H68V56L66 57ZM66 58H64V60L66 59ZM76 58V59H77ZM186 58V57H185ZM223 58H224V56H223ZM229 58V57H228ZM83 59V58H82ZM85 59V58H84ZM83 59V60H84ZM147 59V58H146ZM187 59V58H186ZM215 59V58H214ZM219 60V59H218ZM222 60H224V59H222ZM221 60V61H222ZM66 62H67V60H65ZM73 61V60H72ZM81 61V60H80ZM215 61V60H214ZM219 62V63H221V65H223L224 64V61H222L223 62V64H222V62ZM65 62V63H66ZM148 62V61H147ZM225 62H226V60H225ZM65 63H63L62 62V64H61V66H63L62 68H65L64 67V64ZM217 63V62H216ZM26 64V65H27ZM53 64V65H54ZM145 64V63H144ZM27 65V66H28ZM50 67H49V66ZM58 65V64H57ZM66 65V64H65ZM73 65V64H72ZM220 65V68H222V70H223V67L224 66H228V63L226 64V65H223V67ZM232 65V64H231ZM253 65V64H252ZM139 66V65H138ZM213 66H214V64H213ZM212 66V67H213ZM217 66H218V64H217ZM216 66V67H217ZM226 66V67H227ZM238 66V65H237ZM240 66H241V64H240ZM240 66H238L239 67V73L241 74V72L240 71H242L243 69L242 68H240ZM258 66V65H257ZM256 66V67H257ZM3 67V66H2ZM60 67V66H59ZM66 67H67V65H66ZM231 67V66H230ZM234 67V66H233ZM234 67V68H235ZM242 67V66H241ZM264 67V66H263ZM143 68V67H142ZM52 69V68H51ZM59 69V68H58ZM209 69H212V68H209ZM213 69H216L215 67L213 68ZM225 70H226V68H224ZM240 69H242V70H240ZM252 69H253V67H252ZM256 69V68H255ZM258 69V68H257ZM54 70H55V68H54ZM71 70V69H70ZM216 70H218L219 71V66H218V68L216 69ZM51 71H53V70H51ZM50 71V72H51ZM61 71V70H60ZM83 71V70H82ZM33 72V71H32ZM58 72V71H57ZM85 72V71H84ZM217 72V71H216ZM216 72H214L215 74H216ZM223 72V71H222ZM226 72V71H225ZM243 72V71H242ZM34 73V72H33ZM142 73V72H141ZM220 73V72H219ZM227 73V72H226ZM222 74V73H221ZM250 74V73H249ZM60 75V74H59ZM58 75V76H59ZM47 76V75H46ZM53 76V75H52ZM178 76V75H177ZM217 76H220V74H217ZM223 76V75H222ZM260 76V75H259ZM63 77V76H62ZM69 77V76H68ZM110 77V76H109ZM176 77V76H175ZM181 77V76H180ZM221 77V76H220ZM256 77V76H255ZM145 78H146V76H145ZM172 78V77H171ZM219 78V77H218ZM217 78V79H218ZM259 78V77H258ZM43 79V80H44ZM58 79V78H57ZM110 79V78H109ZM143 79V78H142ZM174 79V78H173ZM179 79V78H178ZM215 79V78H214ZM36 80V81H35ZM66 80V79H65ZM209 80H211V79H209ZM42 81V80H41ZM56 81H58V80H56ZM143 81H144V79H143ZM173 81H177V78L175 79V80H173ZM172 81V82H173ZM39 82V83H38ZM169 82L171 83V81H170V78H169ZM209 82V81H208ZM208 82H206V83H208ZM140 83V82H139ZM145 83V82H144ZM143 83V84H144ZM177 83V82H176ZM175 83V84H176ZM180 83V82H179ZM183 82H181V84H182ZM55 84V83H54ZM120 84V83H119ZM123 84H124V82H123ZM171 84H173V83H171ZM174 84V85H175ZM209 84V83H208ZM208 84L206 85V86H208ZM228 84V83H227ZM259 84V83H258ZM149 85V84H148ZM170 85V84H169ZM168 84H166V86H169ZM218 85V84H217ZM230 85V84H229ZM228 85V86H229ZM122 86V85H121ZM203 86V85H202ZM213 86V85H212ZM223 86V85H222ZM137 87V86H136ZM171 87H172V85H171ZM182 87H184V85L182 86ZM230 87V86H229ZM138 88V87H137ZM136 88V89H137ZM169 88H170V86H169ZM175 88V87H174ZM173 88V89H174ZM208 88V87H207ZM207 88H205V85L203 86V88H202V90H201V87H200V91H199V96H200V93L202 92V93H204V95L202 94L200 97H203V98H201L202 100H204L203 102L206 104L207 103V101H210V99L209 98H212V97H210V96H212L211 95V93H209V91L207 90ZM209 88H211L210 86H209ZM140 90L142 89V88H139ZM145 89V88H144ZM203 89H206L205 91H208V92H204V90ZM221 89V88H220ZM244 89V88H243ZM54 90V89H53ZM140 90H136L137 91V93H139V91ZM147 90V89H146ZM182 90V89H181ZM211 90V89H210ZM214 90V89H213ZM213 90H212V92H213ZM222 90H223V88H222ZM221 90V91H222ZM128 91V90H127ZM132 92H133V89L131 90ZM168 91V90H167ZM174 92H175V90H173ZM177 91L179 92V88H177ZM177 91H176V94H177ZM183 91V90H182ZM215 91V90H214ZM260 91V90H259ZM262 91V90H261ZM112 92V91H111ZM130 92V91H129ZM128 92V93H129ZM134 92H135V90H134ZM133 92V93H134ZM142 92V91H141ZM173 92V93H174ZM263 92V91H262ZM50 93H52V92H50ZM49 93V94H50ZM109 93V92H108ZM107 93V94H108ZM137 93H136V95H137ZM180 93V92H179ZM209 93V94H208ZM215 93V92H214ZM218 93H220V92H218ZM231 93V92H230ZM106 93H103L101 96H100V101L102 102V103H100V104H98L97 105V107H98V111H99V113H98V118L102 121V119H104L105 120V118L109 115V113L111 112V110H112V108L113 107H111V104H112V102H113V100H111V98H109V97H107L108 95L106 94ZM111 94V93H110ZM112 94H114L113 92H112ZM126 94V93H125ZM130 94V93H129ZM176 94H173V95H175L176 96ZM263 93H261V95H262ZM46 95H48L47 93L45 94V99H47V98H49V97H52L51 98V100H53L54 98H55V96H56V93H55V96L53 95V96H46ZM52 95V94H51ZM58 95V94H57ZM135 95V94H134ZM169 95V94H168ZM173 95H170V97L171 96H173ZM180 95H182L181 93H180ZM179 95V96H180ZM216 95V94H215ZM217 95H219V94H217ZM220 95H221V93H220ZM229 95V94H228ZM127 96V95H126ZM166 96H167V94H166ZM230 96V95H229ZM54 97V98H53ZM113 97H115V94H114V96ZM168 97V96H167ZM219 97V96H218ZM44 98V97H43ZM42 98V99H43ZM213 98H215L216 99V96L214 97L213 96ZM240 98V97H239ZM56 99V98H55ZM132 99V98H131ZM174 99H177V96L174 98V96H173V98H169V100L171 101H169V103L170 104H172V105H174V107L176 106V108H179V107H177V105L176 104H178L177 103V100H179V98L176 100V103H175V100ZM180 99H182V98H180ZM183 99H184V97H183ZM183 99H182V101H183ZM225 99V98H224ZM49 100H50V98H49ZM213 99H211V101H212ZM230 100V99H229ZM112 101V102H111ZM130 101V100H129ZM166 101V100H165ZM180 101V100H179ZM226 101V100H225ZM264 100L262 99V102H263ZM115 102H116V104L115 105H117L118 107H119V109H121L122 111L121 112H123V111H126L127 109H129L131 106V104L129 103V104H127V100L125 101V98H124V100H123V98H122V96H120V97H117V98H115ZM137 102V101H136ZM136 102H134V103H136ZM159 102V101H158ZM157 102V103H158ZM167 102H168V100H167ZM259 102H260V100H259ZM262 102H261V104H262ZM51 103V102H50ZM58 103V102H57ZM132 103V102H131ZM220 103V102H219ZM224 103V102H223ZM46 104V103H45ZM48 104V103H47ZM133 104V103H132ZM180 104V103H179ZM182 104V103H181ZM211 104H212V102H211ZM218 104V103H217ZM259 104V103H258ZM260 104V105H261ZM112 105H114V104H112ZM114 105V107H116ZM134 105V104H133ZM207 105V104H206ZM226 105V104H225ZM46 106V105H45ZM48 106V105H47ZM213 106V105H212ZM212 106H211V108H212ZM222 106V105H221ZM262 106V105H261ZM214 107V106H213ZM217 106H215V108H216ZM220 107V106H219ZM219 107H218V109H219ZM229 106H227V108H228ZM260 107V106H259ZM49 108V107H48ZM204 108H206V106H204ZM208 108V107H207ZM206 108V109H207ZM214 108V109H215ZM221 108V107H220ZM46 109V112H49V110H47V107L45 108ZM114 109V108H113ZM118 109V108H117ZM213 109V108H212ZM217 109V110H218ZM262 109V108H261ZM115 110V109H114ZM216 110V109H215ZM116 111V110H115ZM192 111H193V109H192ZM212 111V110H211ZM221 111V110H220ZM251 111V110H250ZM120 112V111H119ZM180 112V111H179ZM178 112V113H179ZM264 112V111H263ZM263 112H262V114H263ZM175 113V112H174ZM173 113V114H174ZM178 113L176 114V115H178ZM211 113V112H210ZM231 113V112H230ZM250 113V115H252L251 114V112H249ZM190 114H191V118L193 119V122H194V120L196 121V118H195V111L194 112H191L190 111ZM225 115H226V113H224ZM232 114V113H231ZM262 114H261V117H262ZM210 116H209V118H212L211 116L213 115V113H212V115L211 114H209ZM214 115H215V111H214ZM213 115V116H214ZM220 116L219 115V113L218 114H216L215 116ZM233 115V114H232ZM239 115V114H238ZM238 115H236L238 118H239V116ZM110 117H111V114L109 115ZM197 116V115H196ZM222 117H223V114L221 115ZM227 116H229V118H230V115L228 114ZM227 116H226V118H225V116H224V119L221 117H219L221 120L220 121H222V119H223V121H222V123H220V125H222L223 124V126L225 125V123L226 124H231V122L233 121L231 118V120L230 119H228L227 118ZM110 117H109V119H110ZM194 117V118H193ZM203 117V116H202ZM241 117V116H240ZM250 117V116H249ZM252 117V116H251ZM258 117V116H257ZM257 117H256V119H257ZM263 117H264V115H263ZM138 118V117H137ZM206 118H208V115H207V117ZM205 118V119H206ZM248 118V117H247ZM140 119V118H139ZM204 119V118H203ZM204 119V120H205ZM213 119V118H212ZM212 119H211V123H212ZM244 120H245V118H243ZM252 119H253V117H252ZM208 120V119H207ZM254 120H255V118H254ZM257 120H260V118L258 117V119ZM210 121V120H209ZM248 121V120H247ZM246 121V122H247ZM256 121V120H255ZM255 121L253 122V124L251 125V126H249L248 127V124H247V134H243L242 135V133H241V136L239 137L240 138V142H241V145L243 146H247V145H249L250 146V148H251V151H249V152H251L250 153V155L252 156V158H258L259 159V157L262 159V162L264 161V126L262 127V128H259L260 126L257 124V122L255 123ZM204 122V121H203ZM208 122V121H207ZM206 122V123H207ZM251 122V121H250ZM259 122V121H258ZM264 123V118H263V120L261 121L260 120V123ZM205 123V122H204ZM204 123H202V124H204ZM215 123V122H214ZM233 123H235V122H233ZM252 123V122H251ZM194 124V123H193ZM209 124V123H208ZM208 124L206 125V126H208ZM1 125V124H0ZM42 125V124H41ZM168 125V124H167ZM190 125V124H189ZM216 125V124H215ZM232 125H234V124H232ZM245 125V124H244ZM145 126H146V124H145ZM213 126H214V124H213ZM212 124H209V126L207 127V129H211L212 131H214L213 129H212ZM222 126V127H223ZM231 126V125H230ZM243 126V125H242ZM204 127H205V125H204ZM215 128H216V126H214ZM148 128V127H147ZM150 128H151V126H150ZM150 128H149V130H150ZM221 128V127H220ZM223 128H225V127H223ZM259 128V129H258ZM2 129V128H1ZM40 129H42V126H41V128ZM205 129H206V127H205ZM206 129V130H207ZM261 129V130H260ZM103 130V129H102ZM102 130L101 129H98L96 132H95V135H94V137L92 138V141H91V144H92V150L94 151V152H97L96 150L97 149H99V146H100V141L102 140V137L104 136V134H106V133H104L103 134V136H102ZM145 130H146V128H145ZM199 130V129H198ZM205 130V131H206ZM242 130H243V127H242ZM241 130V131H242ZM40 131V130H39ZM208 131V130H207ZM206 131V132H207ZM212 131H211V133H212ZM243 131H245V130H243ZM245 131V132H246ZM103 132H104V130H103ZM106 132V131H105ZM219 132V131H218ZM217 131H216V133H218ZM221 132V131H220ZM244 132V133H245ZM210 133V134H211ZM214 134V133H213ZM240 134V133H239ZM196 136H195V140L196 141H201V139H203V137L204 136H202V138H201V135L199 134H195ZM204 135V134H203ZM215 135V134H214ZM107 136V135H106ZM120 137L119 138H121L122 139V137H121V135H119ZM193 136H194V134H193ZM109 137H110V135H109ZM123 137H125L124 135H123ZM205 137H207L206 135H205ZM116 138V137H115ZM104 139H105V137H104ZM110 139V138H109ZM124 139V138H123ZM122 139V140H123ZM173 139H174V136H173ZM193 139H194V137H193ZM237 139V138H236ZM107 140H108V137H107ZM111 140V139H110ZM109 140V141H110ZM124 140H126V139H124ZM210 140V139H209ZM108 142V141H107ZM112 142H113V144L115 145L116 144V142H114L113 140H112ZM184 142V141H183ZM187 142V141H186ZM197 142V143H198ZM122 143H125V142H123L122 141ZM196 143V144H197ZM200 143V142H199ZM198 143V144H199ZM202 143V142H201ZM111 144V143H110ZM117 144H118V142H117ZM126 145V144H125ZM124 145V146H125ZM129 145V144H128ZM188 146L189 145H191V144H187ZM202 145V144H201ZM240 145V144H239ZM118 146V145H117ZM121 146V145H120ZM119 146V147H120ZM206 146V145H205ZM45 147H46V150H47V153H48V155L51 157L53 154H54V152H51L48 148H47V146L45 145ZM167 147H169V148H171L172 146L171 145H169V146H167ZM176 147V149L177 148H179V147H177V146H174V148ZM191 147V146H190ZM189 147V148H190ZM197 147L199 148V146L197 145ZM201 147V146H200ZM121 148V147H120ZM120 148H119V150H120ZM174 148H172V149H174ZM203 148V147H202ZM206 148V147H205ZM241 148V147H240ZM114 149L116 150L117 149V147L115 146L114 147ZM191 149V148H190ZM200 149V148H199ZM199 149H196V150H199ZM118 150V152H120ZM122 150H124V149H122ZM127 150V149H126ZM129 150V149H128ZM127 150V152H129ZM164 150V149H163ZM205 150V149H204ZM224 150V149H223ZM233 150V149H232ZM244 150V149H243ZM245 150H246V148H245ZM165 152H167L168 153V151H169V149H168V151L167 150H164ZM190 151V150H189ZM209 151V150H208ZM231 151V150H230ZM247 151V150H246ZM246 151H245V154H246ZM46 152V151H45ZM116 152H117V150H116ZM117 152V153H118ZM174 152V151H173ZM180 152V151H179ZM192 152H193V149H192ZM191 152V153H192ZM196 152V151H195ZM194 152V153H195ZM122 153V152H121ZM176 153V152H175ZM184 153H185V151H184ZM184 153H182V155H180V156H178L177 157V159L175 158V159H173L172 161H171V163H173V165L174 166H169L168 167V171L170 170L171 171V174H170V176L173 174V173H177V172H180L182 169H183V165H185V164H183V161H184V156H183V154ZM190 153V154H191ZM193 153V154H194ZM204 153V152H203ZM203 153H202V151L201 152H199L198 151V153H196V155L194 156V157H197L198 158V161H199V156H200V154L203 156ZM116 154V153H115ZM115 154H114V159H115ZM128 154V153H127ZM170 154H171V152H170ZM170 154H168V155H170ZM173 154V153H172ZM171 154V155H172ZM180 154H181V152H180ZM192 154V155H193ZM242 154H244V153H242ZM121 155V154H120ZM152 154H149V156H151ZM165 155V154H164ZM175 155V154H174ZM186 155V154H185ZM230 155H231V153H230ZM117 156H119V153L117 154ZM173 156V155H172ZM191 156V155H190ZM206 156V155H205ZM238 156V155H237ZM240 156V155H239ZM30 157V156H29ZM157 157H158V155H157ZM165 158H166V155L164 156ZM168 157V156H167ZM176 157V156H175ZM31 158V157H30ZM33 158V157H32ZM31 158V159H32ZM52 158V157H51ZM50 158V159H51ZM117 158V157H116ZM119 159H120V157H118ZM117 158V160H118V163H119V159ZM128 158V157H127ZM149 158H151V157H149ZM164 158V159H165ZM169 158H170V156H169ZM172 158V157H171ZM193 158V157H192ZM231 158V157H230ZM8 159V158H7ZM30 159V160H31ZM152 159V158H151ZM168 159V158H167ZM209 159V158H208ZM217 159H219V156H217L216 157V160ZM156 160H157V158H156ZM159 160V159H158ZM186 160V159H185ZM189 160H190V158H189ZM192 160H194V159H192ZM238 160V162H240V163H242V165L240 166L239 164L237 165V166H239L238 168H236V169H238L236 172H233L232 174L230 173L227 177H225L226 179L224 180L223 178V180L220 182V184L222 183V186L224 187V189L227 191L226 193H227V195H226V202H228L229 204H230V206H235L236 208H239V207H241L242 208V210L241 209H238V210H241V211H239L241 214H240V218H241V220H240V222L242 221V223H244V226L245 227H248L249 228V226H250V224H249V220H250V216L252 215H250V211L252 210L251 209V207L249 208H247L246 207V205H248V204H245V208H244V210H243V207H244V205H243V207H242V200L244 199V197L245 196H247L246 195V193H247V191H246V193L244 194V189H243V187L244 186H242V184L243 183H241V182H244V180L246 179V178H244L245 176L243 175V174H246V173H244V171H246L245 169H246V165H245V163H244V166H243V160H242V158H239V159H237ZM50 161V160H49ZM168 161H169V159H168ZM188 161V160H187ZM196 161V160H195ZM221 161H222V159H221ZM221 161H220V163H221ZM17 162V161H16ZM21 162H22V160H21ZM20 162V163H21ZM117 162V161H116ZM121 162V161H120ZM126 162V161H125ZM157 162H159V161H157ZM202 162V161H201ZM212 162V161H211ZM30 163H31V161H30ZM117 163V164H118ZM124 163V162H123ZM148 163V162H147ZM152 163V162H151ZM190 163V162H189ZM195 163V162H194ZM223 163V162H222ZM250 163V162H249ZM256 163V162H255ZM264 163V162H263ZM19 164V163H18ZM34 164V163H33ZM79 166V170H80V173L82 174V177H80L82 180H84V181H82V182H84V184L86 185H84L83 186V188H85V193L86 192H88V193H91V194H95V196L97 197V195L99 194L100 196H101V194H102V199L100 200V198H99V201H98V203H100V206H103L104 204H105V200L102 202V200L104 199V195L105 194H107V193H105V192H109V190H106V189H104L103 188V180H102V178L100 177V179H96V180H94V179H90L88 176H85L84 174H85V171H83L82 169L84 168L83 166H82V164L80 163V162H78L77 163ZM160 164V162L159 163H157L156 165H159ZM206 164V163H205ZM218 164V163H217ZM224 164V163H223ZM229 164H231V162L229 163ZM6 165V164H5ZM8 165V164H7ZM119 165V164H118ZM145 165V164H144ZM196 165V164H195ZM204 165V164H203ZM207 165V164H206ZM205 165V168H204V170L206 169V167H208V166H206ZM211 165H212V163H211ZM216 165V162H214V164H213V166H215ZM220 164H218V166H219ZM254 165V164H253ZM32 166V165H31ZM121 165H119V167H120ZM125 166V165H124ZM190 166V165H189ZM222 166V165H221ZM220 166V167H221ZM228 166V165H227ZM231 166H232V164H231ZM118 167V168H119ZM134 166H132V168H133ZM198 167V166H197ZM204 167V166H203ZM6 168V167H5ZM26 168H27V166H26ZM123 168V167H122ZM131 168V169H132ZM190 168H191V166H190ZM245 168V169H244ZM251 168H253L252 166H251ZM119 169H121V168H119ZM131 169L129 170V171H131ZM134 169V168H133ZM184 169H185V167H184ZM187 169V168H186ZM208 169V168H207ZM263 169H264V166H263ZM6 170V169H5ZM82 170V171H81ZM127 170V169H126ZM135 170V169H134ZM143 171H144V169H142ZM149 170V169H148ZM187 170H189V168L187 169ZM192 169H190V171H191ZM195 170V169H194ZM226 170V169H225ZM234 170V169H233ZM16 171V170H15ZM27 171V170H26ZM124 171V170H123ZM147 170H145V172H146ZM169 171V172H170ZM189 171V172H190ZM202 171H203V169H202ZM202 171H201V173H202ZM35 172V171H34ZM117 172V171H116ZM119 173H121L120 171H118ZM118 172H117V175H121V174H118ZM126 172V171H125ZM136 172V171H135ZM166 172V171H165ZM173 172V173H172ZM181 172H187L186 170L185 171H181ZM215 172V171H214ZM37 173V172H36ZM114 172L112 171V174H113ZM127 173H129V172H127ZM132 173H133V170H132ZM164 172H162V174H163ZM188 173V172H187ZM192 173V172H191ZM194 173V172H193ZM198 173V172H197ZM204 173V172H203ZM248 173V172H247ZM250 173V172H249ZM262 173V172H261ZM126 174V173H125ZM125 174L123 175V176H125ZM161 175V173H158V175ZM167 174H168V172H167ZM166 174V175H167ZM178 174V173H177ZM256 174V173H255ZM254 174V175H255ZM260 174V173H259ZM131 175V174H130ZM130 175H128L127 177L129 178V176ZM135 175V174H134ZM143 175V174H142ZM159 175V176H160ZM180 175V174H179ZM182 175V174H181ZM189 175H190V173H189ZM209 175V174H208ZM252 175V174H251ZM262 175L264 176V174L262 173ZM33 176V175H32ZM116 176V175H115ZM164 176V175H163ZM194 176V175H193ZM253 176V175H252ZM263 176H262V187H260L259 186V189H260V193H261V195H262V199H264V178H263ZM24 177H25V175H24ZM113 177H114V175H113ZM126 177V178H127ZM133 177V176H132ZM131 176H130V180H131V178H132ZM150 177V176H149ZM155 177V176H154ZM165 177V176H164ZM180 178H181V176H179ZM189 177V176H188ZM187 177V178H188ZM204 177H205V174L201 177V179H204ZM242 177L244 178V180H242ZM34 178V177H33ZM116 178V177H115ZM137 178V177H136ZM136 178H134V180H137ZM157 178V177H156ZM171 178V177H170ZM176 178H177V176H176ZM180 178H179V180H180ZM190 178V177H189ZM197 178H199V175H198V177ZM24 179V178H23ZM26 179H27V177H26ZM25 179V180H26ZM29 179H30V177H29ZM111 179L113 180L114 178H112V176H111ZM117 179V178H116ZM123 179V178H122ZM125 179V178H124ZM139 179V178H138ZM142 179V178H141ZM147 179H148V176H147ZM150 179H152L151 177H150ZM167 179V178H166ZM173 179V178H172ZM191 179V178H190ZM213 179L214 178H212V176L210 177H205V179H204V181L206 182V185L208 186V188H206L207 190H206V192L209 190V187L210 186H213ZM221 179V178H220ZM24 180V181H25ZM32 180V179H31ZM36 180V179H35ZM118 180H120V179H118ZM117 180V181H118ZM126 180V179H125ZM161 180H163V179H161ZM169 180V179H168ZM187 180V179H186ZM195 180V179H194ZM200 180V179H199ZM261 180V179H260ZM17 181V180H16ZM26 181H29L28 179L26 180ZM38 181V180H37ZM36 181V182H37ZM42 181V180H41ZM128 181V180H127ZM150 181V180H149ZM159 181V180H158ZM157 181V182H158ZM166 181V180H165ZM189 181V183L191 182V184L193 183V180H188ZM188 181H186L187 183H188ZM196 181H197V179H196ZM201 181H203V180H201ZM200 181V182H201ZM203 181V182H204ZM18 182V181H17ZM40 182V181H39ZM115 181L113 180V183H114ZM135 182H137V181H135ZM141 182H143L142 180H141ZM152 182V181H151ZM169 182V181H168ZM184 182V181H183ZM198 182V185H199V181H197ZM19 183V182H18ZM120 183V182H119ZM118 183V184H119ZM122 183V182H121ZM134 183V182H133ZM140 183V182H139ZM150 184V182H148L147 181V184ZM153 183V182H152ZM151 183V184H152ZM172 183V182H171ZM179 184H180V181L178 182ZM202 183V182H201ZM31 184V185H30ZM115 184V183H114ZM129 184V183H128ZM145 184H146V182H145ZM147 185V189H148V193H146V192H144V193H146V194H144V195H140V196H143L140 200H138V199H134V201L132 200L130 203H128V204H131V207L132 208H130V209H132V211H131V213L132 214H135V215H131V217L133 218H136V220L135 219H131V220H134V221H136V223H139V225L140 224H142L144 221H146L144 218L145 217H147L148 216V213H147V210H148V208H150V207H148V206H151V207H156V206H160L162 203L163 204H165L164 202H163V200H165V201H167V203H169L168 201H169V199H168V197H170L169 195H167L166 196V198H167V200H166V198H164L163 200L162 199H158L159 197H160V195H162L161 193H163V192H165L164 190V184L162 183V185H164L163 187L164 188H162V186H160V184H159V182L158 183H156L155 182V180H154V186L153 187H151L150 185ZM177 185V186H174V188H175V191H176V193L174 194L171 190H170V192L171 193H173V195H171L172 196V200L175 202V203H179V202H182V200H184L185 199V192H183V194H182V187H181V185ZM194 184H195V181H194ZM22 185V184H21ZM29 185V189H30V193L32 194V192L31 191H34V188H35V184L33 185L32 184V182H28L27 183V186ZM36 185H37V183H36ZM77 185V184H76ZM120 185V184H119ZM134 185H135V183H134ZM167 185V184H166ZM170 184H168V186H169ZM175 185V184H174ZM244 185L246 186V184H245V182H244ZM257 185V184H256ZM26 186V185H25ZM24 186V187H25ZM113 186V185H112ZM116 186V185H115ZM121 186H122V184H121ZM123 186H124V184H123ZM129 186H130V184H129ZM148 186H150L151 188H149ZM170 186H172V188L171 189H174L173 188V185H170ZM180 186V187H179ZM195 185H193V187H194ZM18 187V186H17ZM38 187V186H37ZM126 187V186H125ZM131 187V186H130ZM134 187V186H133ZM137 187H139V186H137ZM199 187V186H198ZM214 187V186H213ZM212 187V188H213ZM215 187H217L216 185H215ZM23 188V187H22ZM27 188V187H26ZM26 188L24 189V190H26ZM60 188L61 189H63V192H54V194H53V196L52 197H54V195L58 198L59 197V199L61 198L63 201H69L70 200V202H68L69 204H70V207H69V209H71V211L69 212V215H67V213L65 212V214H66V218L68 219L67 221H71V223H72V225H73V227H74V229H75V231L77 232V234H78V236L79 237H81V238H79V239H82L83 241L85 240L86 242H88V243H91V245L92 244H96L97 246H101L102 247V249L103 248H105V251H107V256L106 257H108L107 259H108V263L109 264H121V263H123V262H121L122 260H120V258L118 257V256H116L115 255V253H112V252H114L113 250H112V248L114 247V243L113 242H111L110 241V238H109V236H107V234H106V230H105V228H106V226H107V224L106 223H108V222H103V221H101V219L99 218V219H97L98 217L96 216V215H92V212L93 211H91V213H90V211L89 210H91V209H88L86 206H82V205H84V203L82 204L81 202H80V204H79V202H78V200H77V196H79V192H77V190L76 191H72L71 192V189H72V183H70V184H67V183H65V184H62L61 186H60ZM69 188V189H68ZM112 188V187H111ZM115 188V187H114ZM116 188H118V186L116 187ZM140 188H141V186H140ZM142 188H143V185H142ZM168 188V187H167ZM217 188H219V190H220V185H219V187H217ZM41 189V188H40ZM73 189H74V187H73ZM78 189H79V187H78ZM82 189H80V190H82ZM118 189H120V186H119V188ZM117 189V190H118ZM136 189V188H135ZM146 189V188H145ZM164 189V190H163ZM198 189V188H197ZM204 189V188H203ZM21 190V189H20ZM75 190V189H74ZM83 190H82V192H83ZM126 190H128V189H125V191ZM139 190V189H138ZM159 190V191H158ZM167 190V189H166ZM205 190V189H204ZM247 190H249L248 188H247ZM258 190V189H257ZM29 190H27V192H28ZM37 191H38V189H37ZM121 191H123V190H121ZM120 191V192H121ZM130 191V190H129ZM137 191V190H136ZM157 191L160 193L159 195H158V193H157ZM163 191V192H162ZM174 191V192H175ZM216 191V190H215ZM41 192V191H40ZM120 192H116L114 189H111L110 190V192L109 193H112L113 194V200H114V203H115V205H116V209L118 208V211H119V208H121V206H122V204L124 203L125 204V202H124V200H125V198H123L124 197V195H123V193L122 194H120ZM134 192V191H133ZM139 192H141V191H139ZM191 192V191H190ZM25 193H26V191H25ZM37 193V192H36ZM35 193V194H36ZM136 193V192H135ZM188 193V192H187ZM205 193V192H204ZM221 193V192H220ZM34 194V193H33ZM34 194V195H35ZM38 194V193H37ZM87 194V193H86ZM104 194V195H103ZM138 194V193H137ZM140 194V193H139ZM168 194H170V193H168ZM215 194V193H214ZM42 195H43V193H42ZM81 195V194H80ZM89 195V194H88ZM111 195V194H110ZM123 195V196H122ZM126 195V194H125ZM131 195V194H130ZM163 195H165V193L163 194ZM175 195V196H174ZM219 195V194H218ZM249 195V194H248ZM13 196V195H12ZM29 196H30V194H29ZM33 196V195H32ZM37 196V195H36ZM39 196V195H38ZM85 196V195H84ZM90 196V195H89ZM95 196H94V199H95ZM112 196V195H111ZM132 196H133V194H132ZM132 196H131V198H132ZM156 196H159L158 198L156 197ZM174 196V197H173ZM189 196V195H188ZM206 196H207V194H206ZM260 196V195H259ZM11 197V196H10ZM31 197V196H30ZM45 197H47V195H46V193H45ZM51 197V198H52ZM55 197V198H56ZM80 197V196H79ZM126 197V196H125ZM127 197H128V195H127ZM162 197V196H161ZM160 197V198H161ZM186 197H187V195H186ZM191 197V196H190ZM249 197V196H248ZM253 197V196H252ZM50 198V197H49ZM50 198V200L52 201V199ZM55 198H53V199H55ZM57 198H56V202H58V200H57ZM83 198V197H82ZM97 198V199H98ZM137 198V197H136ZM189 198V197H188ZM193 197H191V199H192ZM208 198V197H207ZM206 198V199H207ZM32 199V198H31ZM92 199V198H91ZM106 199H107V197H106ZM170 199H171V197H170ZM248 200H249V198H247ZM5 200V199H4ZM10 200V199H9ZM13 200V199H12ZM16 200V199H15ZM30 200V199H29ZM35 201H36V203H35V205H36V207H38V208H40V209H42V210H40L39 209V211L38 212H35L36 213V215H37V217H38V219H36V221H37V223L35 222V224H36V226H35V235H37V233H38V231L42 228V227H45L46 228V231H47V233H48V235L49 234H52V235H54V233H56L57 234V232L59 233H61L63 230H64V226H65V224H67L68 222H66L65 221V218H64V215H63V213H62V211H60L59 209H58V211H57V209H53L54 207H51V206H53L52 204H55V203H53V201H52V203H50V204H48V200H46L45 198H44V195L43 196H39V197H37V198H35L34 199ZM33 200V201H34ZM122 200H123V203H122ZM128 200V199H127ZM127 200H126V202H127ZM208 200V199H207ZM206 200V201H207ZM216 200V199H215ZM247 200V201H248ZM8 201V200H7ZM17 201H18V199H17ZM26 201V200H25ZM31 201V200H30ZM94 201V200H93ZM107 201V200H106ZM129 201V200H128ZM171 201V200H170ZM173 201H171V205L172 206H174L175 204H174V202ZM190 205L193 203L192 201H191V203H190V201L189 200H186ZM186 201H184V202H186ZM194 202H195V199L193 200ZM218 201L220 202V200L218 199ZM244 201V200H243ZM251 200H249V202H250ZM32 202V201H31ZM95 202V201H94ZM97 202V201H96ZM203 202V201H202ZM209 202V201H208ZM88 203V202H87ZM98 203H97V205H98ZM104 203V204H103ZM166 203V204H167ZM196 203H198V200L196 201ZM253 203V202H252ZM261 203V202H260ZM22 204V203H21ZM25 204V203H24ZM32 204H33V202H32ZM94 205H95V203H93ZM102 204V205H101ZM108 204V203H107ZM113 204V203H112ZM128 204L126 205L127 207H130V205L128 206ZM162 204V205H163ZM165 204V205H166ZM174 204V205H173ZM180 204V203H179ZM199 204V203H198ZM228 204V205H229ZM261 204H263V202L261 203ZM30 205V204H29ZM57 205V204H56ZM65 205H66V203H65ZM156 205V206H155ZM209 205V204H208ZM216 204H214V206H215ZM264 205V204H263ZM7 206V205H6ZM110 206V205H109ZM164 206V205H163ZM162 206V208L161 207H159V209L161 208L162 209V211L164 210L163 207ZM192 206V208L191 209H194L193 208V204L191 205ZM196 207H197V205H195ZM210 206V205H209ZM250 206V205H249ZM59 207V206H58ZM63 207V206H62ZM95 207H96V205H95ZM122 207H124V205L122 206ZM126 207V208H127ZM153 207V208H154ZM166 207V206H165ZM171 207V206H170ZM176 207H178V206H176ZM176 207H171V209L173 208L174 210H176ZM179 207H180V205H179ZM178 207V208H179ZM183 207V208H182ZM186 207V205H181V207L180 208H182L183 209V211H187V212H185L186 213V216L187 217H183V216H181L182 215V213H179V215L181 216L180 218L179 217H174V215H173V217L174 218H172L174 221H175V225H172V227H175L176 226V228H173V231H174V233H176L177 232V227H178V225H179V227L180 228H178V229H181V228H183L182 230H184L185 231V229H184V227H181L182 225H180V224H183V223H185V225L187 224L188 225V222L187 221H185V222H183L184 221V218L187 220L188 219V217H190V215L188 216V213L190 212V208H188V210L185 208ZM199 207H200V204H199V206H198V209H199ZM204 207V206H203ZM212 207V206H211ZM2 208H3V206H2ZM5 208V207H4ZM8 208V207H7ZM30 208V207H29ZM35 208V207H34ZM37 208V209H38ZM56 208V207H55ZM89 208H90V206H89ZM103 208L104 209H102V210H104L105 212L107 211V214H108V216H110V218H109V220L111 219V220H113L116 224L118 223V222H116V220H117V216H116V214H115V217H114V215H112L111 213H110V210L111 209H109V208H107V207H104L103 206ZM115 207H114V205H113V210H115L114 209ZM184 208H185V210H184ZM216 208V207H215ZM221 208H223V206H221ZM220 208V209H221ZM234 208V207H233ZM13 209V208H12ZM25 209V208H24ZM36 209V210H37ZM129 209V208H128ZM173 209H172V211H173ZM218 209H219V207H218ZM14 210V209H13ZM17 210V209H16ZM29 210V209H28ZM101 210V209H100ZM122 210H123V208H122ZM177 210H179V212H182V210H180V209H177ZM206 210H208V209H206ZM215 210V209H214ZM222 210V209H221ZM254 210V209H253ZM263 210V209H262ZM4 211H6L5 209H4ZM8 211V210H7ZM11 211V210H10ZM67 211V210H66ZM112 211V210H111ZM125 211H127L126 209H125ZM130 211H127V213L129 214V217H130ZM151 211V210H150ZM155 212H156V210H154ZM158 211V210H157ZM162 211H161V213H162ZM165 211L166 210H164V212L163 213H165ZM189 211V212H188ZM192 211V210H191ZM194 211V210H193ZM104 212V213H105ZM148 212H149V210H148ZM167 212H171V210L170 211H167ZM200 212V211H199ZM203 212V211H202ZM207 212V211H206ZM205 212V213H206ZM210 212V211H209ZM220 212V211H219ZM235 212V211H234ZM237 212V211H236ZM238 212V213H239ZM252 212V211H251ZM26 213V212H25ZM53 213H54V217L53 218H50L49 216L50 215H53ZM100 213H101V211H100ZM110 213V214H109ZM118 213V212H117ZM121 213H122V211H121ZM151 213V212H150ZM193 213V212H192ZM218 213V212H217ZM22 214H23V212H22ZM29 214V213H28ZM32 214V213H31ZM99 214V213H98ZM126 214V213H125ZM125 214L123 215V216H125ZM169 214V213H168ZM167 214V215H168ZM173 214V213H172ZM172 214H170L171 216H172ZM222 214V213H221ZM224 214V213H223ZM233 214V213H232ZM263 214V213H262ZM261 214V215H262ZM8 215H10V213H8ZM14 215H16V213H14ZM21 215V214H20ZM26 215V214H25ZM105 215H106V213H105ZM152 214H150L149 216H151ZM155 215V214H154ZM169 215V217H171ZM195 215V214H194ZM200 215V214H199ZM6 216V215H5ZM12 216H13V214H12ZM12 216H10L9 218L11 219V217ZM97 217V218H94V217ZM126 216H128L127 214H126ZM148 216V217H149ZM212 216V215H211ZM214 216V215H213ZM35 217V216H34ZM103 217V216H102ZM128 217V218H129ZM130 217V218H131ZM196 217V216H195ZM203 217V216H202ZM205 217V216H204ZM255 217H257V216H255ZM254 217V218H255ZM9 218H7V216H6V218H5V221L4 220H1V221H3V224H4V226L6 225V227H4V228H7V232H6V230H5V232H6V234H7V238L8 239H10V245H11V248H12V250H11V252H10V255H15V256H17V258H19L20 259V261L22 260L21 259V256H20V254L22 255V253L23 252H25L24 250H23V252H22V248L19 246H17V241H20L19 239H17V237H16V230H17V228H19L20 227V225L22 224V223H24L25 222V220L22 218V217H20L19 216V220H17L18 219V217H17V215H16V219L15 220H11L10 221V219ZM114 218H116L115 220H114ZM123 219H124V217H122ZM157 218H158V216H157ZM191 218H193V217H191ZM262 218V217H261ZM119 219V218H118ZM172 219H168V216H166V215H164L163 216V214H162V217L158 220L159 222H158V226H159V230H161V232H163V230H166V229H164V228H166L169 224H168V222L169 221H171ZM197 219V218H196ZM237 219V218H236ZM126 220H127V218L126 219H124V221L123 222H125V224H126ZM157 220V219H156ZM155 220V221H156ZM34 221H35V219H34ZM127 221H129V220H127ZM133 221V223L135 224V222ZM173 221V222H174ZM192 221V220H191ZM264 221V220H263ZM27 222V221H26ZM66 222V223H65ZM112 222V221H111ZM113 222V223H114ZM131 222V221H130ZM129 222V223H130ZM198 222V221H197ZM234 222V221H233ZM251 222V221H250ZM255 222H256V220H255ZM110 223V222H109ZM114 223V224H115ZM129 223H127V225H129ZM132 223V222H131ZM130 223V224H131ZM145 223V222H144ZM190 223V222H189ZM194 223V222H193ZM192 223V224H193ZM203 223H205V219H204V222ZM202 223V224H203ZM242 223H240V225L242 224ZM31 224V223H30ZM112 224V223H111ZM110 224V225H111ZM119 224V223H118ZM123 224V223H122ZM124 224V225H125ZM173 224V223H172ZM197 224H201V223H197ZM228 224V223H227ZM230 224V223H229ZM239 224V223H238ZM26 225V224H25ZM68 225V224H67ZM66 225V226H67ZM145 225V224H144ZM170 225H171V222H170ZM169 225V226H170ZM186 225V226H187ZM243 225V224H242ZM22 226H24V224H22ZM21 226V227H22ZM27 226V225H26ZM32 226V225H31ZM121 226L122 225H120V228H121ZM143 226V225H142ZM141 226V227H142ZM151 226H152V224H151ZM195 226V225H194ZM199 226L200 225H198V231H203L202 230V227H201V229L199 228ZM227 226V225H226ZM1 227V226H0ZM29 227V226H28ZM34 227V226H33ZM118 227H119V225H118ZM123 227V226H122ZM135 227V226H134ZM155 227V226H154ZM157 227V226H156ZM237 227V226H236ZM263 227V226H262ZM3 228V229H4ZM24 228V227H23ZM30 228V227H29ZM117 228V227H116ZM125 228H128V227H125ZM140 228V227H139ZM143 228V227H142ZM150 228V227H149ZM186 228V227H185ZM196 228V227H195ZM20 229V228H19ZM33 229V228H32ZM31 229V231H34V230H32ZM121 229H124V228H121ZM136 229H137V227H136ZM155 229V228H154ZM190 229V228H189ZM211 229H214V228H211ZM109 230V229H108ZM126 230V229H125ZM124 230V231H125ZM128 230V229H127ZM172 230V229H171ZM175 230H176V232H175ZM195 229H192V232L194 231ZM243 230V229H242ZM257 230V229H256ZM25 231V230H24ZM45 231V232H46ZM74 231V232H75ZM114 231V230H113ZM120 231V230H119ZM135 231V230H134ZM133 231V232H134ZM155 231V230H154ZM197 231V230H196ZM0 232H2V231H0ZM3 232H4V230H3ZM21 232V231H20ZM117 232V231H116ZM122 232V231H121ZM120 232V233H121ZM139 232V231H138ZM138 232H136L135 234L137 235V237L138 236H142V235H140V233L139 234H137ZM186 232V231H185ZM189 232V231H188ZM263 232V231H262ZM59 233V234H60ZM119 233V234H120ZM124 233V232H123ZM122 233V234H123ZM160 233V232H159ZM59 234H57L58 236H59ZM74 234V233H73ZM122 234H121V236H122ZM173 234V233H172ZM177 235H178V232L176 233ZM175 234V235H176ZM181 234V238L179 237V238H177V235H176V237H174L175 239H174V241L172 240L173 238H172V236H175L174 234L172 235V236H169V233H168V240L170 239V238H172L171 240H169V246H170V241H171V243H174L175 245H176V247L177 248H181L180 250L183 252V250H184V252H183V254L185 253V250H187V249H189V247H190V249L192 248V249H195L196 247H194V245L193 244H191L192 243V239L193 240H196L198 243H196V241H195V243L196 244H201V242H202V244L204 243L203 241H201L200 240V237L202 238V236H204V235H202V233L200 234V232H199V234H198V232H193L192 234V236L191 237H189V236H187L186 234V237L185 236H183L182 235V233H180V231H179V235ZM188 234V233H187ZM255 234V233H254ZM2 235H3V233H2ZM29 235H30V233H29ZM31 235H34V234H31ZM35 235L33 236V237H35ZM46 235V234H45ZM126 235V234H125ZM166 235V234H165ZM202 235V236H201ZM242 235V234H241ZM260 235V234H259ZM4 237H5V235H3ZM47 236V235H46ZM46 236H44V237H46ZM51 235H49V237H50ZM62 236H64L63 234H62ZM61 236V237H62ZM135 236V235H134ZM182 236H183V238H182ZM0 237H1V234H0ZM19 237V236H18ZM38 237H41V236H38ZM37 237V238H38ZM55 237V236H54ZM60 237V236H59ZM136 237V238H137ZM151 237H152V235H151ZM249 237V236H248ZM3 237H1L0 239L1 240H3L2 242L4 243V241L6 240H4V239H2ZM51 238V237H50ZM63 239H64V237H62ZM139 238V237H138ZM7 239V241H6V244H7V242L9 241ZM27 239H29V238H27ZM43 239V238H42ZM61 239V238H60ZM140 239H141V237H140ZM151 239V238H150ZM203 239H204V237H203ZM226 239V238H225ZM239 239V238H238ZM242 239V238H241ZM248 239V238H247ZM251 239V238H250ZM31 240V239H30ZM201 242H200V241ZM206 240V239H205ZM243 240V239H242ZM40 241V240H39ZM54 241V240H53ZM64 241V240H63ZM79 241V240H78ZM252 241V240H251ZM2 242L0 241V244H2ZM23 242V241H22ZM54 242H56V241H54ZM61 242V241H60ZM66 242V241H65ZM194 242V241H193ZM200 242V243H199ZM243 242V241H242ZM255 242V241H254ZM258 242V241H257ZM26 243V242H25ZM35 243V242H34ZM53 243V242H52ZM75 243V242H74ZM81 243V242H80ZM85 243V242H84ZM135 243H136V241H135ZM161 243V242H160ZM224 243V242H223ZM241 243V242H240ZM66 244V243H65ZM68 244V243H67ZM73 244V243H72ZM113 244V245H112ZM173 244V245H174ZM256 244V243H255ZM259 244V243H258ZM3 246H6L5 245V243L4 244H2ZM9 245V244H8ZM10 245L8 246V248L10 247ZM43 245V244H42ZM63 245V244H62ZM84 245V244H83ZM87 245V244H86ZM96 245H95V247H96ZM122 245H124V244H122ZM174 245V246H175ZM191 245H193V247H191ZM204 245V244H203ZM230 245V244H229ZM249 245V244H248ZM13 246V247H12ZM44 246V245H43ZM67 246V249L69 250V251H72V250H74L75 248H73V246L69 243L68 245H66ZM104 246V247H103ZM198 246V245H197ZM231 246V245H230ZM251 246V245H250ZM263 246V245H262ZM2 247V246H1ZM23 247V246H22ZM49 247H52V246H49ZM63 247V246H62ZM65 247V246H64ZM74 247H76V245L74 246ZM199 247V246H198ZM203 247V246H202ZM259 247V246H258ZM7 248V249H8ZM85 248V247H84ZM97 248V247H96ZM117 248V247H116ZM58 249L59 248H57V251H58ZM62 249H64V248H62ZM118 249V248H117ZM191 249V250H192ZM205 249V248H204ZM262 249V248H261ZM0 250H1V248H0ZM4 250V249H3ZM2 250V251H3ZM28 250V249H27ZM32 250V249H31ZM48 250H50V249H48ZM64 250H66V247H65V249ZM88 250V249H87ZM112 250V251H111ZM169 250H170V248H169ZM179 250V249H178ZM191 250H190V252H191ZM206 250V249H205ZM245 250V249H244ZM247 250H248V247H247ZM252 250V249H251ZM256 250V249H255ZM259 250V249H258ZM63 251V250H62ZM86 251V250H85ZM97 251V250H96ZM95 251V252H96ZM144 251V250H143ZM142 251V253L140 254V256L141 255H143L144 254V252ZM200 251H201V249H200ZM204 251V250H203ZM203 251H202V253H203ZM254 251V250H253ZM260 251V250H259ZM258 251V252H259ZM53 252H54V250H53ZM53 252H52V254H53ZM65 252V251H64ZM67 252V251H66ZM65 252V253H66ZM90 252V251H89ZM180 252V251H179ZM187 252V251H186ZM206 252V256H207V250L205 251ZM205 252H204V254H205ZM245 252V251H244ZM256 252H257V250L255 251V252H251L252 253V255L250 254V257H251V260H252V262H254L253 260H254V258H257L259 261H260V264H264V256H262V250L259 252V255L258 256H256ZM28 253V252H27ZM58 253V252H57ZM64 253V254H65ZM71 253V252H70ZM70 253H68L69 255H70ZM75 253V252H74ZM91 253V252H90ZM99 254H100V252H98ZM154 253V252H153ZM192 253V252H191ZM197 253V252H196ZM24 254V253H23ZM42 254V253H41ZM51 254V253H50ZM72 254H73V252H72ZM72 254L70 255V256H72ZM146 254V253H145ZM144 254V255H145ZM164 254V253H163ZM225 254V253H224ZM9 255V256H10ZM25 255V254H24ZM54 256H55V253L53 254ZM65 255H67V253L65 254ZM75 255V254H74ZM87 255H88V253H87ZM96 255V254H95ZM138 255V254H137ZM168 255V254H167ZM176 255V254H175ZM185 255H186V253H185ZM188 255V254H187ZM186 255V256H187ZM192 255V254H191ZM249 255V254H248ZM264 255V254H263ZM8 256V255H7ZM15 256H12V259H13V257H15ZM53 256V257H54ZM147 256V255H146ZM164 255H162V257H163ZM174 256V255H173ZM189 256V255H188ZM256 256V257H255ZM45 257H48V255H46ZM52 257V256H51ZM56 257V256H55ZM54 257V258H55ZM66 257V256H65ZM141 257H143V256H141ZM249 257V258H250ZM2 258H4V257H2ZM10 258H11V256H10ZM28 258H29V256H28ZM50 258V257H49ZM53 258V259H54ZM70 258V257H69ZM105 258V257H104ZM169 258V257H168ZM191 258V257H190ZM7 259V258H6ZM11 259V260H12ZM19 259H18V261H19ZM52 259V262L53 263H56L57 261H56V259L55 260H53ZM68 259V258H67ZM72 259V258H71ZM71 259H69L67 262L69 263V264H72V263H74V264H85L84 263V261H83V259L81 260H78L79 258H77V259H74V261H72ZM144 259H145V257H144ZM183 259H184V257H183ZM212 259V258H211ZM8 260H9V258H8ZM24 261L26 260L25 259V257H24V259H23ZM23 260L21 261V262H23ZM29 260V259H28ZM102 260V259H101ZM151 260V259H150ZM158 260V259H157ZM191 260V259H190ZM258 260H256L257 262H258ZM10 261V260H9ZM9 261L8 262H6L5 260H3V263L4 262H6V263H9ZM27 261V260H26ZM47 261H48V258H47ZM70 261V262H69ZM77 261H78V263H77ZM144 261V260H143ZM165 261V260H164ZM197 261V260H196ZM249 261V260H248ZM11 262V261H10ZM13 264H15L16 262H17V259H16V261H14V259H13ZM40 262V261H39ZM91 262V261H90ZM107 262V261H106ZM192 262L194 263V261L192 260ZM191 262V263H192ZM215 262V261H214ZM246 262V261H245ZM250 262V261H249ZM256 262V263H257ZM3 263H1L0 262V264H3ZM24 264H25V262H23ZM101 263V262H100ZM11 264V263H10ZM34 264V263H33ZM90 264V263H89ZM160 264H161V262H160ZM167 264V263H166Z\"/></svg>",
    "mask_w": 264,
    "mask_h": 264
}]
</instances>
